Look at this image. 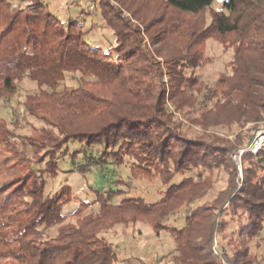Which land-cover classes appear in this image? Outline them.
<instances>
[{"label":"trees","instance_id":"obj_1","mask_svg":"<svg viewBox=\"0 0 264 264\" xmlns=\"http://www.w3.org/2000/svg\"><path fill=\"white\" fill-rule=\"evenodd\" d=\"M95 1L94 12H100L115 37L108 49L85 39L83 25L61 20L43 0H0V108L2 101L13 99L17 82L29 77L50 90L28 95L25 110L50 129L23 143V149L45 150L52 173L60 170V160L78 155L88 160L80 170L103 176L107 165L129 160L135 178H159L168 187L154 203L140 197L114 203L121 191L95 190L98 211L65 225L70 187L48 195L47 179L35 168L15 178L12 202L0 192V246L17 264H120L116 246L100 235L118 225L146 222L156 235L166 232L173 239L172 264H223L213 250L216 231L230 242L238 264H264V255L260 258L248 243L264 231V146L257 153L246 150L254 142V128L264 123V76L253 77L250 66L251 61L264 66V0H224L220 10L213 8L215 0ZM153 1L164 11L148 21L145 4ZM17 2L21 6L15 7ZM128 2L134 8L126 7ZM208 9L213 10L206 22L201 16ZM210 39L233 50L231 74L219 78V88L194 72L204 63L203 47ZM78 73L76 89L56 91L67 74ZM248 123L254 128L234 140L195 131L243 129ZM246 133L249 137L243 138ZM2 143L11 158L25 160L17 143ZM241 149L239 187L232 156ZM192 168L200 170L197 180L174 182ZM202 169L224 170L230 182L211 204L191 208L211 189ZM228 201L232 210L220 213ZM184 204L189 208L183 228L162 223ZM56 226L57 235L45 237V230Z\"/></svg>","mask_w":264,"mask_h":264},{"label":"rangeland","instance_id":"obj_2","mask_svg":"<svg viewBox=\"0 0 264 264\" xmlns=\"http://www.w3.org/2000/svg\"><path fill=\"white\" fill-rule=\"evenodd\" d=\"M44 3H48L53 11H59L58 17L67 21L73 19L83 25L82 32L85 33V39L99 45L104 49H108L109 45L115 42L113 31L108 27L106 21L102 18L100 12H94V6L98 3L95 0H43ZM95 1V2H94ZM224 0H215L213 8L216 10L222 9ZM114 5L120 7L118 3L112 2ZM23 6L28 2H23ZM21 6L19 2L15 3V7ZM131 8L130 2L125 6ZM145 13L148 14L147 20H152V17L159 11H164V6L157 1L149 2L145 4ZM125 7V8H126ZM134 8V6H132ZM131 8V9H132ZM213 9H208L202 18L206 22L211 19V12ZM126 17L130 18V13L123 12ZM164 13H170L166 11ZM187 19L192 17L185 16ZM184 17V18H185ZM143 18V17H142ZM195 19V18H194ZM134 21V20H133ZM135 24L138 25V20ZM148 44L149 35L145 37ZM204 63L201 67L194 70L200 75L201 81L208 86L219 88V78L223 75L231 74L230 62L233 56V50H225L224 46L217 42L215 39H210L203 47ZM162 65L164 63L162 62ZM251 74L253 77L261 79L264 76V66L257 64L254 61L250 62ZM193 69H188L187 73H192ZM81 74H67L64 81L60 84L56 91L64 92L76 89L80 85L79 77ZM168 76L164 77L165 83L168 82ZM41 89L50 90L46 86L40 87L36 81L29 77H24L17 82V91L12 100L2 101L0 108V115L3 117L5 125L0 124V192L1 198L8 199L12 202L11 189L16 181V177L28 176L33 169H39L42 171L47 179V191L48 195L57 193L63 186H69L71 190V198L63 206V214L66 217L65 225L77 224L81 222L83 217L89 214L97 212L100 208V204L97 201L95 190H119L120 193L114 198V203H118L121 200L128 197L143 198L147 203H154L159 201L166 191L168 186H164L159 178H135L130 171L131 162L126 160V165L109 164L104 170L107 176L101 175L98 170H92L91 172H85L80 170L81 165H86L88 160L86 157L78 155L76 159L68 157L67 159L60 160V170L57 172H51L53 170L52 165L45 159V150L36 153L29 145L23 149V143L29 140H35L40 137L44 131L50 129V126L41 117H35L28 114L24 107V102L27 96L38 93ZM264 123H261L259 127L254 128V124L248 123L243 129L237 126L231 127H212L207 126V131L196 127L197 133H210L215 134L217 137H226L227 139L234 140L236 135L250 128H254L253 131L254 141L261 139L264 140ZM194 131L193 135H198ZM243 138L249 137V135L243 134ZM2 139L10 143H17L20 151L25 150L24 158L9 156L7 145L2 143ZM264 146V145H263ZM99 152L104 150L103 146H97L95 148ZM240 154L234 155L233 161L236 165V184L241 187L243 182V165ZM73 153V151H71ZM92 153V152H91ZM91 153L90 156L91 157ZM85 156V155H84ZM24 160V161H23ZM109 163L113 162L112 157H107ZM257 161V159H256ZM40 162L42 164H40ZM187 173H179L176 177L175 183H179L185 177H194L197 180L199 169L192 168ZM212 173V174H211ZM115 174V177L113 176ZM204 179H208L211 183V189L207 190L205 196L197 200L193 207L197 208L208 203H212L218 196L220 191L226 190L230 182V175L228 172L221 169H214L213 172H208L202 169ZM11 183V186H10ZM229 201L222 206L220 213L225 210H232L229 208ZM189 206L184 204L181 208L177 209L174 213L169 215L167 219H163L162 223L175 228H183L186 223V214ZM237 211H242L237 210ZM219 221V218L217 219ZM60 226H56L49 230H45V237L53 238L57 235ZM100 237L105 238L108 242L115 245L118 255L120 257V264H172L171 252L174 248L173 239L168 233L162 232L160 235H156L149 224L146 222H138L135 225H118L110 231L103 232ZM249 245L253 248V252L260 258L264 255V231L261 235L255 238L249 239ZM239 247V246H238ZM213 250L215 254L222 257L223 264H238L234 256V250L230 245V242L223 236L222 233L216 231L213 239ZM5 250L0 246V263L2 264H17L13 259L7 256ZM262 255V256H261ZM165 259V260H161Z\"/></svg>","mask_w":264,"mask_h":264},{"label":"built area","instance_id":"obj_3","mask_svg":"<svg viewBox=\"0 0 264 264\" xmlns=\"http://www.w3.org/2000/svg\"><path fill=\"white\" fill-rule=\"evenodd\" d=\"M263 145H264V140H263V139H261L260 141L255 140V141L253 142V144H252L251 146H249V148L246 149V150H249V151H251V152H253V153H257V152L262 148ZM244 151H245V150L241 151V154H242Z\"/></svg>","mask_w":264,"mask_h":264}]
</instances>
